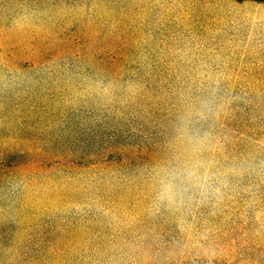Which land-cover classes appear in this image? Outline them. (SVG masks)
Returning a JSON list of instances; mask_svg holds the SVG:
<instances>
[{
    "label": "rangeland",
    "instance_id": "1",
    "mask_svg": "<svg viewBox=\"0 0 264 264\" xmlns=\"http://www.w3.org/2000/svg\"><path fill=\"white\" fill-rule=\"evenodd\" d=\"M0 264H264V0H0Z\"/></svg>",
    "mask_w": 264,
    "mask_h": 264
},
{
    "label": "trees",
    "instance_id": "2",
    "mask_svg": "<svg viewBox=\"0 0 264 264\" xmlns=\"http://www.w3.org/2000/svg\"><path fill=\"white\" fill-rule=\"evenodd\" d=\"M103 156H105V155H102V157H103ZM111 157H112V156H111ZM113 158H114V157H113ZM107 161H109V160L107 159ZM107 161H106V162H107ZM92 162H93V164H94V163L97 164V162H94V161H92Z\"/></svg>",
    "mask_w": 264,
    "mask_h": 264
}]
</instances>
